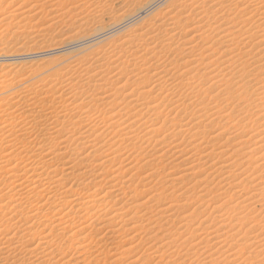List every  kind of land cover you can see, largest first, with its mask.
Segmentation results:
<instances>
[{"label": "bare ground", "instance_id": "bare-ground-1", "mask_svg": "<svg viewBox=\"0 0 264 264\" xmlns=\"http://www.w3.org/2000/svg\"><path fill=\"white\" fill-rule=\"evenodd\" d=\"M21 1L12 0L11 6ZM52 1L31 7L26 2L10 11L19 17L45 11L51 16L43 21L51 27ZM155 6L159 10L152 18L135 28L114 26L91 41L29 55L34 61L75 48L78 55L66 62L0 75V264H72L74 255L92 246L94 254H105V249L99 254L98 242L114 244L116 238H121L116 247L122 254L136 255L138 247L132 244L145 228L143 221L152 226L145 231L157 233L148 234V240L143 236L151 246L146 242L141 250L171 251L164 264H254L262 259L264 128L252 132L243 121L264 119V4L158 0ZM247 78L260 91L256 96ZM129 108L140 112L131 115L139 119L129 122L122 115V120ZM165 112L171 118L163 117ZM152 117L157 126L161 120L159 127ZM229 130L233 135L225 136ZM142 144H153L157 154L139 156L144 162L130 165L125 153L142 152ZM199 162L210 171L204 178L196 173L200 178L192 186L199 185V194L187 195V188L180 194L196 203V218L178 213L184 204L172 205L173 194L149 188L151 180L156 182L149 167H161L157 174L167 172L168 181L182 180L186 186L182 177L195 168L201 171ZM176 221L182 223L174 230ZM124 233L130 234L121 241Z\"/></svg>", "mask_w": 264, "mask_h": 264}, {"label": "rangeland", "instance_id": "rangeland-1", "mask_svg": "<svg viewBox=\"0 0 264 264\" xmlns=\"http://www.w3.org/2000/svg\"><path fill=\"white\" fill-rule=\"evenodd\" d=\"M17 1V0H16ZM21 1V0H20ZM38 1V2H37ZM46 2V1H48V0H35V2H34V0H22L19 4H17V5H15V6H11V4L13 3L12 2V0H0V16H1V19H3V17H4V19H6L5 21L3 20H0V33L2 34H0V59L2 58L3 59V57H4V59L5 58H9V57H24L22 60L23 61H18V62H13V63H2L1 61H0V75H2V74H4V73H7L8 71L9 72H13V71H24V70H26L27 71V69L26 68H28L29 69V67L32 69V68H34V67H36V66H40V65H47V66H50L51 64H52V66L55 64V65H57V64H61L62 62H66L67 61V59H69V57H74V56H77L78 55V52H76L75 51V48H70V49H68L66 52H62L61 54H56V53H54V54H56V55H54V54H47V55H44L45 57H40V58H37L36 60H34V61H31L30 59V56H32V55H36V53L38 54V52H39V54H42V52H40V51H44V53L43 54H46V52H49V50H52V48H57L58 46H61V47H58V48H62V45H63V48H64V46L65 47H68V44H70V45H72L73 43L75 44V42H76V44H78V43H82V41L83 42H86V41H91V40H93L94 38L93 37H98V35L100 36V35H102V34H104V32L105 33H107L108 31H112V30H114V26H115V29H116V27H117V29L119 30L120 29V27L121 26H123L122 28H132V27H137V26H140L141 24H144L147 20H149L150 18H152L151 17V15H153V13L155 14V12H156V10L157 9H155V8H163V6L161 7V3L160 4H158V5H160V6H155V7H153L152 8V6L153 5H155L156 4V2L158 1H156L155 2V0H153V1H151V0H65V1H63V0H51L52 2H55V3H52L53 4V7H55L54 8V13H55V15H54V17L53 18H55V20L53 19V23H54V25L52 24V22H50L51 24V27L49 26H46L47 24H45L46 22H44L43 21V19L44 18H46L47 19V17L48 18H50V16L51 15H47V13L45 14V11H43V12H39V10H35L34 12L33 11H31L30 13H32V14H23V15H25V16H23V17H19L18 15L17 16H13L12 15V13L13 12H11V11H14L13 9L15 8V9H17L19 6H23L26 2H27V4H28V2H29V7H31V5L33 6V5H35L36 3H38L39 4V2H40V4L41 3H43V2ZM60 1V2H59ZM12 2V3H11ZM71 2H73V3H71ZM75 2V3H74ZM147 2V3H146ZM148 2H150L149 4H151L150 6H149V4H148ZM56 3H58V4H60V5H58V6H60V7H58V6H56L57 4ZM62 3H64L63 5H62ZM97 3V4H96ZM23 4V5H22ZM96 5V7H95V5ZM100 4V5H99ZM146 4V5H145ZM262 4H264V0H262ZM70 5V6H69ZM78 5V6H77ZM4 6V7H3ZM62 6V7H61ZM65 6V7H64ZM77 6V7H76ZM3 7V8H2ZM8 7V8H7ZM64 7V8H63ZM93 7V8H92ZM147 7V8H146ZM62 8V9H61ZM87 8V9H86ZM159 8H158V10H159ZM28 9V8H27ZM64 9V10H63ZM73 9H75V10H73ZM96 10V12H95V10ZM8 10V11H7ZM11 10V11H10ZM60 12H59V11ZM85 11H86V13H85ZM92 11V12H91ZM94 11V12H93ZM143 11H144V13H145V15H144V13H143ZM155 11V12H154ZM71 14H70V13ZM153 12V13H152ZM235 12V11H234ZM234 12H233V14H234ZM6 13V14H5ZM11 13V14H10ZM41 13V14H40ZM141 13H143V14H141ZM236 13V12H235ZM8 14H10L9 16H8ZM46 16H45V15ZM83 14V15H82ZM140 14V15H139ZM6 15V16H5ZM42 15V16H41ZM137 15H139V16H137ZM11 16V17H10ZM39 16V17H38ZM60 16V17H59ZM77 16V17H76ZM145 17V18H144ZM148 17V18H147ZM10 18V19H9ZM19 18V19H18ZM22 18H23V20H22ZM28 18H31V19H28ZM61 18H62V20H61ZM125 18V19H124ZM57 19V20H56ZM60 19V20H59ZM69 19H72V21L70 20V22H69ZM17 20H20V21H18L17 22ZM27 20V21H26ZM30 20V21H29ZM45 20V19H44ZM74 20H76L75 22H74ZM144 22H143V21ZM2 21V22H1ZM12 21V22H11ZM138 21V22H137ZM17 22V23H16ZM24 22V23H23ZM26 22H28L27 24H26ZM124 24H123V23ZM9 23V24H8ZM42 23V24H41ZM122 23V24H121ZM140 23V24H139ZM6 24V25H5ZM26 24V25H25ZM4 25H5V28H4ZM13 25V26H12ZM21 25H23V26H21ZM29 25V26H28ZM36 25V26H35ZM131 25H132V27H131ZM15 26H17V27H15ZM20 26V27H19ZM26 26V27H25ZM31 26V27H30ZM35 26V27H34ZM120 26V27H119ZM130 26V27H129ZM8 27V28H7ZM24 27V28H23ZM38 27V28H37ZM46 27H48V28H45ZM40 28V29H39ZM43 28V29H42ZM113 28V29H112ZM20 29H23V32H22V30H20ZM25 29V30H24ZM31 29V30H30ZM112 29V30H111ZM2 30V31H1ZM28 30V31H27ZM39 30V31H38ZM5 32V33H4ZM9 32V33H8ZM25 32V33H24ZM99 32L101 33V34H99ZM17 33V34H16ZM119 36V35H118ZM117 35H116V38L118 37ZM91 37V38H90ZM85 41H84V40ZM89 39V40H88ZM91 39V40H90ZM81 41V42H80ZM69 42V43H68ZM67 46H66V45ZM69 45V46H70ZM49 48V49H48ZM48 51H47V50ZM74 49V50H73ZM18 53V54H17ZM27 53H28V55H27ZM30 53V54H29ZM10 54V55H9ZM14 54L16 55V56H14ZM38 54V55H39ZM4 55V56H3ZM7 55V56H6ZM9 55V56H8ZM20 55V56H19ZM22 55V56H21ZM30 55V56H29ZM6 56V57H5ZM28 56V57H27ZM81 56H82V54H80L78 57H80L81 58ZM25 59V60H24ZM65 59V60H64ZM19 69V70H18ZM252 78V77H251ZM251 78H247L246 80H248L249 81V83H251L252 81L251 80H249V79H251ZM246 80H244V81H246ZM255 87V88H254ZM250 89L252 90V92H250V94L252 95V96H256L260 91L257 89V87L256 86H254L253 85V83H251V86H250ZM248 90V92L249 91H251V90ZM256 89V90H255ZM254 92V93H253ZM256 94V95H255ZM251 96V100L252 99H254L255 97H252ZM204 103L203 104H208V101H207V103H205V101H203ZM226 104V102H222V101H220V106H223V105H225ZM231 106V105H230ZM231 110V108L229 107L228 109H227V112H229L230 110ZM133 110V111H132ZM135 109H131V108H129V110L128 109H125L124 111H123V114H121V118H122V120H125V118L123 117V116H126V119H128L129 120V122H131V121H133V120H136V118L137 119H139L138 117H133L132 118V116L131 115H135V116H139L140 115V112H138L137 110H135ZM136 112H138V114L136 113ZM137 114V115H136ZM172 113H170V112H165V113H163V117L165 116V117H167V119H169V118H171L170 116H172L171 115ZM123 115V116H122ZM235 116H237V114H235ZM124 118V119H123ZM130 118V119H129ZM135 118V119H134ZM236 118V117H235ZM232 119V121L233 120H236V119ZM239 118V117H238ZM158 119V118H157ZM128 120H127V122H128ZM152 123L154 124L155 122H157V120H156V118L155 117H152ZM154 120H156V121H154ZM256 120H258V118H254L253 120L251 119V123H249L248 122V124L246 123V120L245 121H243V123H244V125L246 126V129H248L249 128V130H252V132L253 131H255L254 129L255 128H257L256 130H258L259 128H261L262 130H263V128H264V119H261V120H259L258 122L256 121ZM126 121V120H125ZM158 121H159V124L161 123V120L160 119H158ZM230 121V123L232 122L231 121V119L229 120ZM254 121H256L255 122V127H250L251 125L253 126V124H254ZM235 122V121H234ZM260 122H262V123H260ZM256 123H258L257 125H256ZM156 124V123H155ZM154 124V125H155ZM158 124V126H157V124L155 125V126H157V127H159L160 125ZM247 124V125H246ZM251 124V125H250ZM248 125H249V127H248ZM260 125V126H259ZM228 129H230L231 131H232V129L231 128H229V123H228ZM258 126V127H257ZM227 131L226 132V134H225V136L227 135V136H230L231 134H232V132L231 131ZM138 131H139V135H142L144 132H143V128H140V129H138ZM142 132V133H141ZM230 132V133H229ZM137 133V132H136ZM102 134H103V131H102ZM209 135H211V134H209ZM233 135V134H232ZM231 135V136H232ZM104 138V141L105 140H108L109 138L108 137H103ZM106 138H108V139H106ZM167 141H169V142H167ZM166 142L167 143H170L171 142V140H166ZM141 145V144H140ZM142 145H144V144H142ZM152 146H153V144H151ZM151 145H144V146H142L144 149H142V152L141 151H135L134 153H133V151L132 152H129V154H127V152L125 153L126 155L125 156H128V158H129V161H130V165H134V166H138L139 164L138 163H143L144 162V160L142 161V160H140L139 158H147V159H149L146 155L148 154V156H150V155H152L153 153H155V152H153V151H155V149L151 146ZM151 146V147H150ZM152 148V149H151ZM141 152V153H140ZM151 152V153H150ZM143 153V154H142ZM144 155V156H142V155ZM146 154V155H145ZM155 154H157V153H155ZM129 155H130V157H129ZM131 156H133V157H131ZM139 156H141V157H139ZM146 156V157H145ZM131 158V159H130ZM141 158V159H142ZM133 159V160H132ZM137 159H138V162H137V165L135 164L136 162L134 161V160H136L137 161ZM204 160H205V158H204ZM203 159L201 160V162L202 161H204ZM129 161H127V163L129 162ZM133 162V163H132ZM237 162H239V161H237ZM199 164H200V168H202V170L200 171V170H198V168L196 169H194L192 172L193 173H191L192 175H185L184 177H182V179H184L186 182H184V183H187L186 184V186H185V184L183 185L184 186V188H183V186H181L180 185V182L182 181V180H178V181H176V182H174V184H173V182H171V181H168V176L166 177V175H164V174H166L167 172H165L164 174H162V175H164V176H162V175H159V174H161L163 171L161 170L160 171V169H161V167H159L158 166V169H154V168H157V167H149L148 169L149 170H151L153 173L155 172V174H154V181L156 180V182L154 183L153 182V180H151V183H153L149 188H151V187H153L154 185V187H156L157 189H159V192H165V193H170V194H173L171 197L173 198V199H176V200H171V198H170V196H167V199H169L170 198V200L169 201H172V205H174L176 208H178L180 205L179 204H184V205H182L183 206V208H178V213H182V212H184V213H182L183 215H185V214H187V215H190V216H192L193 218H196V216L195 215H197V214H193L194 212V210H192V208L193 209H195V207H196V203H192V200H190V201H188V202H185V196H180V194H183L182 192H184L185 190H186V188H187V190H188V193H186L187 195H189V193H193V194H195L194 196H196L197 194H199V192H198V187L197 186H199V185H196V187H193L192 185L193 184H195V180L194 179H196V178H200V177H196L197 176V174L199 175V174H202L203 176H202V178H204V176H206V175H204V173L205 174H208L210 171H204V168H206L207 167V165L205 164V165H202V163H200L199 162ZM198 164V165H199ZM202 165V166H201ZM243 164H241V166H242ZM153 166H157V165H153ZM205 166V167H204ZM244 166V165H243ZM204 167V168H203ZM152 168V169H151ZM156 170H157V172H156ZM159 170V171H158ZM262 170L264 171V169H263V166H262ZM143 171H147V169L146 170H143ZM151 171H149V172H151ZM169 172V171H168ZM178 172V171H177ZM140 174H138V175H141L142 173H144V172H139ZM157 173H159V174H157ZM197 173V174H196ZM158 175L160 176L159 178H158ZM157 176V177H156ZM188 177V178H187ZM133 178H134V180H136V178H137V174L136 175H133ZM160 180V183L162 182L161 180H163V179H165V178H167V179H165V180H163V182L160 184L159 183V181H158V179ZM160 178H162V179H160ZM157 181H158V183H159V185H161V186H159V185H156L157 184ZM188 181V182H187ZM217 180H215V182H216ZM171 182V183H170ZM194 182V183H193ZM169 183V184H168ZM176 183H178L177 185H179L178 187H177V185H175ZM181 184H183V183H181ZM245 184V183H244ZM243 184V185H244ZM173 185V186H172ZM181 186V187H180ZM188 186V187H187ZM245 186V185H244ZM158 187H161V188H158ZM162 187H165V188H163L162 189ZM173 187H175L176 188V190H175V188H173ZM259 187V186H258ZM261 187H262V185H261ZM167 188H168V192H166L167 191ZM181 188V189H180ZM160 189H162V190H160ZM166 189V190H165ZM178 189H180V190H178ZM184 191H183V190ZM192 189V190H191ZM171 190H173V192L171 193ZM178 190V191H177ZM170 191V192H169ZM179 191L181 192V193H179ZM179 193V194H178ZM167 194V195H168ZM190 194V195H191ZM193 194H192V196H193ZM164 197L166 196V195H163ZM180 200V201H179ZM192 203V205H186L185 203ZM179 203V204H178ZM189 203V204H190ZM176 204H177V206H176ZM179 205V206H178ZM262 205L264 206V203L262 202ZM195 206V207H194ZM262 206V219H263V217H264V207ZM184 208H185V210H184ZM187 208V209H186ZM179 209H182V210H179ZM191 210L192 212H189V210ZM186 211V212H185ZM195 213H197V211L195 212ZM140 215V214H139ZM258 216V215H257ZM256 216V217H257ZM259 217H260V215H259ZM258 217V218H259ZM264 220V219H263ZM263 220H262V223H264L263 222ZM180 222L181 221H176L175 223H174V226H175V229L174 230H176L177 229V227H178V225H179V227H180ZM177 223H178V225H177ZM182 223V222H181ZM195 224V225H194ZM194 224H192V226H193V228L194 227H196L197 226V222H194ZM143 225V227H145L147 230L149 229V227L151 228L152 226H147V222L146 221H143L142 223H141V226ZM145 225V226H144ZM178 227V228H179ZM142 229L141 231H138V232H136V234L137 233H139V232H141V233H139V234H137L136 236V238L138 239V241H137V239H135L134 240V242H133V246L135 245L136 247H138V248H136V250H135V253H136V255L135 254H122V249L120 250L118 247H116V246H118V244H119V242L118 241H120L119 239H121V238H116V240L117 241H115L116 243H114L113 244V242L112 243H110V242H108V240H107V242H98V246H99V251L98 252H100L99 254H101V252L105 249V254H103L104 253V251L102 252V254L103 255H98V253H96V254H94L95 252H97L96 250H97V248L95 247V249L93 248L94 246H92L91 248H90V250L88 249L86 252L85 251H82V252H79V258H77L78 257V255H77V257H76V255H70V257H72L71 258V260H70V263H72V264H112L113 263V261H114V263L113 264H157L158 263V261L160 262L159 264H164L163 262H166V260H168V258H170V254H171V251H167V250H165L166 252H163V254H162V252L161 251H159V252H161L160 254H159V252H156V253H154L155 252V249H152V252L154 253V255H153V253L150 251V253H152V254H150L149 252H143L142 250H146L147 249V247H146V245H147V243H149L148 244V247H150L151 245V243H150V241H142L143 240V236H146V238H144V240L146 239V240H148V238H150V237H152V234L154 233H157V231L155 230V232H153L152 230L150 231V234H151V236L149 237V231L147 232V231H145L146 229ZM145 232H147L146 233V235H145ZM129 235L130 233H124L123 235H122V237L124 236L125 237V235ZM144 234V235H143ZM149 234V235H148ZM126 235V238L124 239V238H122V240L121 241H123V240H126L127 239V236ZM139 235V236H138ZM142 235V236H141ZM140 236H141V238L142 239H140ZM158 236H160V235H158ZM139 237V238H138ZM263 237V236H262ZM140 241H142L143 243H141ZM137 242V243H136ZM139 242V243H138ZM147 242V243H146ZM262 242H264V240H263V238H262ZM104 243V244H103ZM107 245H106V244ZM123 243V242H122ZM104 246H103V245ZM108 244H109V246H108ZM112 244L115 246V247H113L112 249L113 250H115L116 248L117 249H119V251H117L116 252V255H114L113 254V252L114 251H112V249H111V247H112ZM144 247H146L145 249L143 248V246ZM76 246H82V244H77ZM102 246V247H101ZM63 248H65L64 246H62ZM105 247V248H104ZM107 247V248H106ZM109 247V248H108ZM140 248V249H139ZM106 249H108V251L106 250ZM116 249V250H117ZM142 249V250H141ZM61 250H63V251H67V248L66 249H61ZM93 250H95V251H93ZM101 250V251H100ZM110 250L112 251V252H110ZM139 250V251H138ZM89 251V252H88ZM106 251H107V253H106ZM89 253V255H88V253ZM93 252V253H92ZM108 252H110L111 253V255H113V256H115L114 258H111V256H110V254L108 253ZM140 252H141V255H142V257H141V255H140ZM87 253V255H85V254ZM90 253H92V254H90ZM115 253V252H114ZM121 253V254H120ZM149 253V256H151V257H149L147 254ZM159 255H158V254ZM108 254H109V256H108ZM119 255V257H116V256H118ZM165 254V255H164ZM168 256H167V255ZM83 255H85V256H83ZM97 255V256H96ZM107 255V259L106 258H103L104 256H106ZM121 255V256H120ZM130 255H131V257L132 256H134V257H132V258H130ZM163 255V256H162ZM95 256V257H94ZM103 256V257H102ZM112 256V257H113ZM124 257L125 258V261H122L121 259H123V258H121V257ZM153 256H154V258H153ZM158 256H161V257H159L160 259H157V257ZM166 256V257H165ZM97 257V258H96ZM109 257V258H108ZM129 258V261H127V259ZM149 257V259L151 258V260H149V259H147V258ZM168 257V258H167ZM263 257H264V253H263V255H262V259H261V257L258 259V260H260V262L257 260V263L256 264H261V262H262V264H264V259H263ZM77 258V259H76ZM103 258V259H102ZM115 258H117V260L115 259ZM118 258H120V260H118ZM161 258H162V260H161ZM166 259V260H164V259ZM68 259H70V258H68ZM76 259V260H75ZM113 259H115V260H113ZM134 259H137V261L136 260H134ZM104 260V261H103ZM112 260V262H110ZM124 260V259H123ZM136 261V262H134V261ZM142 260V261H141ZM155 260V261H154ZM157 260V261H156ZM161 260V261H160ZM67 261V260H66ZM86 261H87V263H86ZM120 261H121V263H120ZM140 261V262H139ZM105 262V263H104ZM110 262V263H109ZM124 262V263H123ZM129 262V263H128ZM134 262V263H133ZM139 262V263H138ZM154 262V263H153ZM156 262V263H155ZM162 262V263H161ZM259 262V263H258ZM254 263V264H255Z\"/></svg>", "mask_w": 264, "mask_h": 264}]
</instances>
